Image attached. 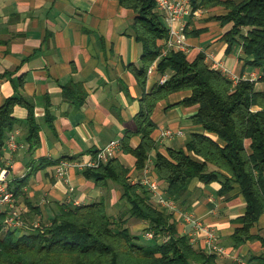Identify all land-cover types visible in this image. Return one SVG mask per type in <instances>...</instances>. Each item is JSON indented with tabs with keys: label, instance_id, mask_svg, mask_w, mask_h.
Instances as JSON below:
<instances>
[{
	"label": "crops",
	"instance_id": "1",
	"mask_svg": "<svg viewBox=\"0 0 264 264\" xmlns=\"http://www.w3.org/2000/svg\"><path fill=\"white\" fill-rule=\"evenodd\" d=\"M227 12L218 6L187 16L186 29L198 33L187 36L185 54L190 61L200 53L212 54L214 61L239 81H257L260 71L246 64L241 46L235 44L228 51L223 36L232 24L223 26L217 19ZM136 17L134 10L118 0H0V106L16 98V124L6 141L15 135L23 144L15 153L4 148L0 168L9 170L10 182L29 176L23 195L16 199L27 223H49L63 204L75 207L103 202L107 214L126 219L125 226L139 240L153 241L146 237L149 223L130 217V204L114 181L96 183L87 177V169L74 167L67 170L65 180L55 176L60 162L89 160L128 132L133 134L130 146L140 144L135 117L141 100L162 85L163 76L168 75L169 80L171 72L159 75L157 58L141 76L146 59L136 36ZM161 17L167 26L165 16ZM150 68L154 69L151 74ZM256 88L261 90L263 84L257 82ZM188 95L173 93L153 111L155 150L164 155L169 148L187 151L190 134L202 133L192 122L197 107L178 105ZM29 110L39 127L34 144L28 140ZM154 153L141 171L136 169L132 154L121 151L116 157L130 169L132 178L141 179L147 168L157 179ZM160 186L165 192V185L160 182ZM220 188L218 181L205 185L194 179L179 206L217 230L218 243L225 248L224 254L216 255L220 264L247 263L251 256L264 254V216L251 230L255 238L235 247L232 235L239 227L235 220L246 212V202L238 186L228 196L220 195ZM150 196V203L161 208ZM172 215L178 234L189 238L192 225L185 223L179 212Z\"/></svg>",
	"mask_w": 264,
	"mask_h": 264
},
{
	"label": "trees",
	"instance_id": "2",
	"mask_svg": "<svg viewBox=\"0 0 264 264\" xmlns=\"http://www.w3.org/2000/svg\"><path fill=\"white\" fill-rule=\"evenodd\" d=\"M118 1L137 13L134 27L146 59L141 76L157 58V73L171 72L169 80L155 86L141 100L135 117L140 144L132 148L133 134L128 132L121 151L136 158L138 171L144 169L155 151L154 172L165 185V195L178 205L194 179L205 185L218 181L219 194L226 196L238 186L246 202V212L235 220L239 227L232 235L234 246L239 247L255 238L251 230L264 216V0H191L192 12L218 6L228 11L217 17L223 26L232 24L223 36L228 51L240 45L246 64L261 74L257 81L240 80L236 84L210 68L202 53L192 61L182 52L160 57L168 28L155 2ZM196 33L186 29L187 36ZM257 82L263 84L261 90L256 88ZM181 91L189 95L178 105L197 107L192 122L202 133L190 134L187 151L169 148L164 155L155 150L153 133L157 125L152 114L160 101ZM16 101L12 97L0 106V155L16 124ZM28 119V140L34 144L39 127L32 110ZM86 175L96 183L112 180L122 187L123 199L130 204V217L148 222V232H154L153 246L140 244L125 226L127 220L109 216L103 202L75 207L63 204L49 223L42 222L41 229L29 231H5V214L0 211V264H220L216 255L195 248L186 236L178 234L173 215L150 203L149 191L140 183L132 184L130 169L117 157L98 168H88ZM28 182L29 176L8 183L15 199L23 195ZM165 236L169 240L160 242L159 237ZM247 264H264V254L251 256Z\"/></svg>",
	"mask_w": 264,
	"mask_h": 264
},
{
	"label": "built area",
	"instance_id": "3",
	"mask_svg": "<svg viewBox=\"0 0 264 264\" xmlns=\"http://www.w3.org/2000/svg\"><path fill=\"white\" fill-rule=\"evenodd\" d=\"M156 4V10L167 20L168 38L165 40L160 57L166 56L170 52L187 51V34L185 19L192 13L191 0H153ZM200 10L194 12L196 15ZM205 60L210 68L220 71L224 76L231 79L235 84L239 80L234 74L228 70L223 64L215 62L212 54H206ZM154 69L150 68L151 74ZM168 75L160 79V84H164L168 80ZM253 81V80H250ZM5 151L15 153L23 148V144L19 143L15 135L6 141ZM122 149V139L110 141L105 147L101 148L89 160L83 161H62L56 168L55 176L59 180L66 179V173L69 168L88 169L98 168L101 165L114 159ZM147 169V168H146ZM142 173L141 179L132 178V184L140 183L144 186L154 198L156 204L165 208L169 213L179 212L182 220L185 223L192 225V231L188 233V240L194 247L199 246V249L209 255H222L225 253V248L218 243V232L215 228L205 225L200 219L181 209L175 200L168 198L165 192L161 189L160 181L149 175L147 170ZM9 170L0 168V211L4 212V230H33L41 229L42 225L39 222L27 223L23 218L22 212L19 209L14 193L9 189L7 178ZM73 187H69V191L73 192ZM146 237L150 240L155 239L153 231L147 232ZM169 240V236L159 237V241L165 243ZM239 264H247L245 261H240Z\"/></svg>",
	"mask_w": 264,
	"mask_h": 264
},
{
	"label": "rangeland",
	"instance_id": "4",
	"mask_svg": "<svg viewBox=\"0 0 264 264\" xmlns=\"http://www.w3.org/2000/svg\"><path fill=\"white\" fill-rule=\"evenodd\" d=\"M134 220L135 221H137V220L140 221L139 219H136V218H134ZM135 221H133V222H135ZM139 243L142 244V245H145V246H153V242L152 241H148L145 238H140Z\"/></svg>",
	"mask_w": 264,
	"mask_h": 264
}]
</instances>
